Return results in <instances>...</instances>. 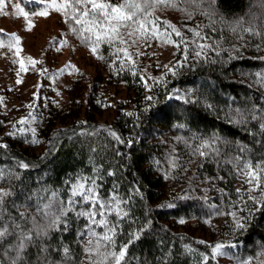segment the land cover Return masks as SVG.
<instances>
[{"label": "trees", "instance_id": "trees-1", "mask_svg": "<svg viewBox=\"0 0 264 264\" xmlns=\"http://www.w3.org/2000/svg\"><path fill=\"white\" fill-rule=\"evenodd\" d=\"M159 8L145 12L163 24ZM171 9L181 35L159 28L153 39L167 31L179 45L172 66H184L176 75L142 48V36L100 43L93 55L81 25L67 18L66 42L87 53L81 60L92 72L79 68L64 101L46 95L30 123L0 119V144L6 145L0 148V190L8 193L0 204V229H7L1 264H113L104 254L121 245L127 248L120 264H220L211 255L216 241L207 238L211 221L236 261L264 264V204L256 210L249 190L237 192L239 184L245 188V164L264 167V0H180ZM0 39L5 47L13 42L3 31ZM201 44L210 47L197 58ZM118 48L127 49L131 60ZM213 135L219 139L200 149L207 155L194 151ZM92 180L101 202L116 196L126 213L97 215L108 227L118 225L115 243L109 248L101 241L98 252L89 219L80 214L96 209L72 195L74 184ZM252 193L264 201L260 190ZM230 212L247 218L241 220L245 228H236L231 215L217 214ZM91 228L97 236L107 231ZM25 234L31 239L21 248Z\"/></svg>", "mask_w": 264, "mask_h": 264}, {"label": "rangeland", "instance_id": "rangeland-1", "mask_svg": "<svg viewBox=\"0 0 264 264\" xmlns=\"http://www.w3.org/2000/svg\"><path fill=\"white\" fill-rule=\"evenodd\" d=\"M28 1H35L39 6L32 9L23 5L24 2L21 0H4V6L0 9V31L9 34L11 39H19V44L11 50L7 47L0 48V119L3 121H6L7 117H12L17 122L30 123L32 112L43 104L46 95H53L59 101H64L68 83L74 80L79 68L84 67L92 72L81 60V57L87 53L80 48L75 49V46H69L66 42L68 39L65 35L67 16L52 8L48 9L47 16L36 15L35 13L44 10L45 4L37 0ZM57 2L59 3L60 0ZM17 5L28 13L27 18L18 11ZM158 7H160L157 10L158 18L163 24L158 23L157 25L161 29L172 31L168 25L177 26L179 19L176 12L169 7ZM163 25L165 28H162ZM161 33L162 37L158 40L150 38L144 41L142 48L148 50L149 53H154L162 68H165V65L171 67L175 60L177 46L167 31ZM166 37L172 42H166ZM30 59L36 63H29ZM21 62L24 66L23 71ZM243 177L244 181L245 176ZM243 184L245 188L239 184V189L247 192L251 185L245 182ZM208 190L206 189V192ZM248 193L253 196L252 191ZM96 220L100 219L96 216ZM89 225L97 227L90 221ZM217 226L212 221L207 223L209 227L207 238L214 237L215 245L218 243L225 245L222 251L226 255L216 256L218 262L220 264H241V260L238 262L232 257L227 241L220 242L216 239Z\"/></svg>", "mask_w": 264, "mask_h": 264}, {"label": "snow or ice", "instance_id": "snow-or-ice-1", "mask_svg": "<svg viewBox=\"0 0 264 264\" xmlns=\"http://www.w3.org/2000/svg\"><path fill=\"white\" fill-rule=\"evenodd\" d=\"M37 2H43L45 4L44 10L35 13L36 15L40 16H47L48 9L52 8L57 12H60L62 15L67 16V18L73 21L76 25H81L80 35L85 42H89L92 44L91 52L93 55L97 54V50L100 43H107L110 46L115 44H125L127 43L125 39V35L131 37L133 35L142 36L145 40L156 37L159 33V26L157 25L155 20H149L147 17L151 16V12H145L146 8L155 7L163 5L169 8H177L179 6L180 0H117L116 3H112V0H60L58 3L57 0H37ZM191 2L196 3L197 0H191ZM203 2V0H200ZM214 3V0H211ZM4 6V0H0V9ZM18 11L27 18L28 13L24 12L23 9H20L19 6H16ZM183 11V9H180ZM143 13V15H140ZM172 29V31L177 35L180 36L181 33L178 29L175 28L173 25H168ZM131 28L132 31H127V29ZM123 30V31H122ZM75 31V29H74ZM87 33L88 35H84ZM195 35L199 36V32L195 33ZM14 43H8L7 47L11 50L15 45L19 44L18 38H13ZM183 39V38H182ZM166 42L171 43L172 41L166 37ZM135 44V41H133ZM179 47V45H176ZM5 47V44L2 39H0V48ZM200 50L194 51V56L199 58L203 56L204 50L209 45H198L197 46ZM19 50H17L18 52ZM118 52H123L125 58L131 60V55L127 52L125 48H118ZM187 51V49H185ZM219 53L217 52V55ZM102 59V57H97ZM187 55L184 57V61H187ZM29 63L35 64L36 61L29 60ZM184 66L181 64L180 61H177L175 65L169 67L165 65V68L168 72H171L173 75H176L177 72L175 69L177 67ZM21 70H24L23 62H21ZM167 74V73H166ZM143 79V77H142ZM163 78H160L161 82ZM19 83V81H17ZM145 86H147L145 84ZM178 91V90H177ZM177 99L181 98L179 96L175 97ZM148 100H151L152 97H147ZM211 107V106H209ZM131 115V114H129ZM21 123H24L21 121ZM183 127V125H180ZM33 130V135H34ZM111 135L120 140V137L116 135L115 132H111ZM197 139H199L197 137ZM219 139L216 135H213L209 140H204L200 144L197 145L194 151H198L201 156L207 155L206 152L201 151L202 148H208L211 143H215V141ZM31 143H37L36 140H32ZM6 145L0 144V148H5ZM159 163V162H157ZM174 164V162H173ZM17 165L19 168L27 169L29 168V164L17 161ZM241 172L244 173L245 180L244 182L251 185L252 187L249 191H256L260 190L262 196H264V188H261L262 183L264 180L261 178V173H264V167L260 164L253 166L252 164H245L244 167L241 168ZM113 173H109L112 175ZM3 175V171L0 170V176ZM80 181H84L86 178L80 177ZM91 179V178H88ZM95 181L92 180L87 186L84 182L76 183L72 186V195L73 196H80L82 200L88 202L95 208V211H88L82 212L81 215H87L91 224H95L97 227H105L107 231L103 235L97 236L95 231L89 226L88 232L89 235L96 239V250L98 252L101 241L106 242V247L111 248V246L115 243L113 236L115 235V230L118 225H112L108 227V221L106 218H102L99 221L96 220V216L99 215L100 217H106L107 214L115 213L117 217L123 218L126 213L120 208V203L116 196H112L109 200L101 202L97 197L98 194L96 192ZM237 192H240V189H237ZM8 193L3 192L0 190V204L3 202V197ZM55 196V193H53ZM249 200L253 201V204L256 207V210H259L264 201L257 200L255 197L249 196ZM62 203V202H61ZM70 203H76V201H70ZM47 207V206H46ZM243 209H241L242 211ZM65 214V210L62 208L61 215ZM217 214H226L231 215L233 217V221L235 227L238 229L245 228V223H242L241 220H246V217H240L235 212L230 213H217ZM57 221L55 222H58ZM180 223H184L183 220ZM17 227H19L17 225ZM7 233V229H0V240H2ZM31 237L27 234L24 235L23 239L21 240L20 247L23 248L24 240H29ZM89 244L92 243L90 239L88 241ZM225 247L224 244H216L212 246L211 255L213 257L226 255L222 250ZM126 248L127 245H121L119 251H108L104 254V259L107 260L109 257L112 258L113 264H120V262L124 259L126 255ZM89 254H92V250L88 249ZM244 264V262H241Z\"/></svg>", "mask_w": 264, "mask_h": 264}]
</instances>
